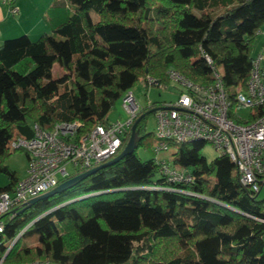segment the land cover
Segmentation results:
<instances>
[{"label":"trees","instance_id":"1","mask_svg":"<svg viewBox=\"0 0 264 264\" xmlns=\"http://www.w3.org/2000/svg\"><path fill=\"white\" fill-rule=\"evenodd\" d=\"M43 20L50 33L0 44V173L8 178L0 191L18 180L5 162L24 152L10 143L30 140L32 123L48 130L77 122L79 137L107 123L116 100L146 77L166 86L175 69L209 83L205 56L222 69L235 108V89L245 87L264 26V0H54ZM56 63L64 75L52 78ZM149 115L137 125L140 139L130 154L4 216L0 239L24 231L3 264H264V197L240 184L227 156L207 161L203 141L170 147L173 164L192 182L155 178L159 161L136 154ZM23 235H35L38 245L18 247ZM5 250L0 242V258Z\"/></svg>","mask_w":264,"mask_h":264},{"label":"built area","instance_id":"2","mask_svg":"<svg viewBox=\"0 0 264 264\" xmlns=\"http://www.w3.org/2000/svg\"><path fill=\"white\" fill-rule=\"evenodd\" d=\"M4 2L11 5L12 12L17 11L12 0ZM261 33L259 30L258 34ZM205 60L211 69V80L206 84L192 82L175 69L167 71L169 82L180 90L175 101L161 104L154 112V151H167L171 144L203 141L210 144L218 156H227L231 160L242 186L259 192L261 176L264 175V42L260 51L253 55L245 87L235 89L236 106L233 109L232 100L221 81L222 69L214 68L207 56ZM141 82L145 86L161 85L150 77ZM121 104L125 119L96 123L79 137L76 136L77 122L57 123L48 130L32 123L30 140L17 138L11 141V148L26 152L27 174L11 189L0 191V233L4 231V216L13 217L28 200L68 179L71 175L69 169L88 170L116 154L141 110L131 90L122 95ZM244 108L249 109L247 119L239 114ZM158 174L171 184L192 182L191 174L173 164L171 158L158 162ZM23 231L5 245L0 264Z\"/></svg>","mask_w":264,"mask_h":264},{"label":"rangeland","instance_id":"3","mask_svg":"<svg viewBox=\"0 0 264 264\" xmlns=\"http://www.w3.org/2000/svg\"><path fill=\"white\" fill-rule=\"evenodd\" d=\"M261 32L264 33V26L261 29ZM47 33H50L48 30ZM263 33L258 34L257 37L260 38ZM257 38V39H258ZM256 39V40H257ZM64 75V71L59 65H54L52 68V78H59ZM140 106L145 107L147 102L151 103H170L177 99L180 88L177 85H174L172 82H168L166 86L160 85L157 87V84L154 86H145L142 82H139L133 88L130 89ZM240 116L243 119H247L249 115V109H242L239 112ZM126 118V113L122 108L121 98L117 99L114 103L112 109L108 112L107 119L108 122L123 120ZM154 131H155V119L154 114H150L145 120V137L143 144L136 150V154L141 161H147L149 159H155L156 161H168V158H171V150L161 151L156 153L154 151ZM202 155L207 161L213 160L218 156L217 152L212 148L210 144H205L202 149ZM171 163V162H169ZM5 164L7 167L16 172L18 179H23L27 174V158L23 151L13 152L7 159ZM70 174L73 175L77 173L76 169H69ZM159 177V174L155 178ZM8 184V178L5 174L0 173V187H4ZM260 198L264 197V185L260 188L258 193ZM0 242L5 246L11 242L5 236H2ZM23 244L28 246L38 245L37 237L35 235H23L21 240L18 243V247H21Z\"/></svg>","mask_w":264,"mask_h":264},{"label":"crops","instance_id":"4","mask_svg":"<svg viewBox=\"0 0 264 264\" xmlns=\"http://www.w3.org/2000/svg\"><path fill=\"white\" fill-rule=\"evenodd\" d=\"M54 0H12L16 12L11 11V5L0 0V44L8 38L27 35L35 40L38 36L48 32V26L43 20L45 11ZM256 36L252 54L260 51L264 42V33L258 38ZM257 39V40H256ZM59 65V64H54ZM53 65V67H54ZM151 102H147L150 105ZM163 104V103H162ZM143 108V106H141Z\"/></svg>","mask_w":264,"mask_h":264},{"label":"water","instance_id":"5","mask_svg":"<svg viewBox=\"0 0 264 264\" xmlns=\"http://www.w3.org/2000/svg\"><path fill=\"white\" fill-rule=\"evenodd\" d=\"M158 83V82H156ZM158 109V107H154L142 114H140L136 120L134 121L132 127H131V131H130V135H129V138H128V141L127 143L125 144L124 148L121 150V152L113 157L112 159H110L109 161L107 162H103L101 164H99L98 166H95L85 172H83L82 174L72 178V179H66L62 182H60L57 186H55L53 189H51L50 191L44 193V194H41L35 198H32L30 200H28L21 209H26L28 207H30L35 201L41 199V198H44V197H47V196H50V195H53L57 192H59L60 190H63L69 186H71L75 181H77L78 179L82 178V177H85L87 175H90L92 174L94 171H96L98 168H101L103 166H106L108 164H112V163H115L117 162L118 160H120L122 157H124L125 155L127 154H130L134 149H135V146H136V143L138 142V140L140 139L139 137V130L137 129V125L138 123L142 120V118H144L146 115L148 114H152L154 113L156 110Z\"/></svg>","mask_w":264,"mask_h":264}]
</instances>
